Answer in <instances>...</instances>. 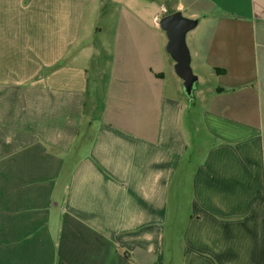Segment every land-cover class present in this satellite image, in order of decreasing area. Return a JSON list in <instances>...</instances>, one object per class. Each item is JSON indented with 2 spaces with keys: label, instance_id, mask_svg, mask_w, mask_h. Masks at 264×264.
<instances>
[{
  "label": "crops",
  "instance_id": "obj_1",
  "mask_svg": "<svg viewBox=\"0 0 264 264\" xmlns=\"http://www.w3.org/2000/svg\"><path fill=\"white\" fill-rule=\"evenodd\" d=\"M110 3L95 53L86 0H0V264H264V0ZM168 6L199 19L202 137L166 81Z\"/></svg>",
  "mask_w": 264,
  "mask_h": 264
},
{
  "label": "rangeland",
  "instance_id": "obj_2",
  "mask_svg": "<svg viewBox=\"0 0 264 264\" xmlns=\"http://www.w3.org/2000/svg\"><path fill=\"white\" fill-rule=\"evenodd\" d=\"M170 6H168L167 13L171 12ZM184 16H189L190 11L185 10L184 12L181 11ZM117 13L118 11L113 8V6L110 3V0H86V8H85V17H84V28H83V43L84 47L90 48L91 52H97L99 50V47L101 44H104L106 47V50L112 49L113 47V26H115L116 20H117ZM165 15V14H164ZM163 15V16H164ZM162 16V17H163ZM161 17V18H162ZM200 28V25L195 28L194 30H197ZM162 30V29H161ZM193 31V30H192ZM187 35V43L189 45V41H191L192 35L191 32ZM164 35L165 39V56L168 60V68H167V74H166V81L168 83V86L175 87V85L179 88L182 87V94L181 100L183 102V108L184 112L182 114V122L183 125L189 129V126H198L199 132L197 130L196 136L202 137L204 135L203 131L201 130L203 126L202 117H201V110L202 108L207 106V103L202 100L201 94H198V99H195L193 102H190L188 98L186 97L184 90H183V84L184 81L181 77H179L175 71V61L171 57V55L166 50V44H167V35L164 30L161 31ZM190 47V46H189ZM106 57L104 55H100L95 62V66H98L97 69L100 72V77L102 78V81L104 82V79L106 77L107 70L105 68V62ZM193 70L195 74L197 75L198 69L194 68L192 65ZM90 72L92 73V79L95 78L96 70L94 66L91 64ZM106 72V73H105ZM203 75L207 77L208 79L215 82L216 77H211L209 75V71L207 69L202 70ZM92 80V81H93ZM178 83H176V81ZM96 89L93 88V92H95ZM96 101L98 99V96L95 97ZM191 130V129H189ZM188 130L189 136L190 131ZM192 132V130H191ZM193 135V134H192ZM181 209L185 210L188 206V198H189V190L185 186L183 187V191L181 193ZM174 231V230H173Z\"/></svg>",
  "mask_w": 264,
  "mask_h": 264
},
{
  "label": "water",
  "instance_id": "obj_3",
  "mask_svg": "<svg viewBox=\"0 0 264 264\" xmlns=\"http://www.w3.org/2000/svg\"><path fill=\"white\" fill-rule=\"evenodd\" d=\"M198 23V18L186 17L179 10L163 16L159 21L168 39L166 50L175 61V71L184 81L183 90L190 102L195 100L199 78L192 67L187 35L197 27Z\"/></svg>",
  "mask_w": 264,
  "mask_h": 264
},
{
  "label": "trees",
  "instance_id": "obj_4",
  "mask_svg": "<svg viewBox=\"0 0 264 264\" xmlns=\"http://www.w3.org/2000/svg\"><path fill=\"white\" fill-rule=\"evenodd\" d=\"M172 13V12H169V14Z\"/></svg>",
  "mask_w": 264,
  "mask_h": 264
}]
</instances>
